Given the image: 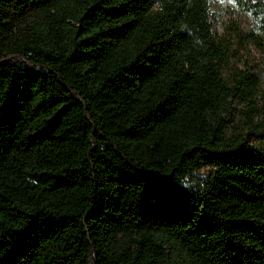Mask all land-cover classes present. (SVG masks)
I'll return each mask as SVG.
<instances>
[{
  "label": "trees",
  "instance_id": "1",
  "mask_svg": "<svg viewBox=\"0 0 264 264\" xmlns=\"http://www.w3.org/2000/svg\"><path fill=\"white\" fill-rule=\"evenodd\" d=\"M224 56L210 0H0V264H264V108Z\"/></svg>",
  "mask_w": 264,
  "mask_h": 264
},
{
  "label": "rangeland",
  "instance_id": "2",
  "mask_svg": "<svg viewBox=\"0 0 264 264\" xmlns=\"http://www.w3.org/2000/svg\"><path fill=\"white\" fill-rule=\"evenodd\" d=\"M212 30L224 44L225 56L221 74L225 81L234 83L241 75H253L257 84L251 100L255 109L264 108V23L260 16L238 0H210ZM244 103H234L233 119L227 127V133L242 131L245 116ZM254 138L248 140L254 142ZM211 171L210 167H201L185 176V184L200 185ZM52 183L60 179L59 175H45Z\"/></svg>",
  "mask_w": 264,
  "mask_h": 264
},
{
  "label": "snow or ice",
  "instance_id": "3",
  "mask_svg": "<svg viewBox=\"0 0 264 264\" xmlns=\"http://www.w3.org/2000/svg\"><path fill=\"white\" fill-rule=\"evenodd\" d=\"M229 2H234V0H229Z\"/></svg>",
  "mask_w": 264,
  "mask_h": 264
}]
</instances>
